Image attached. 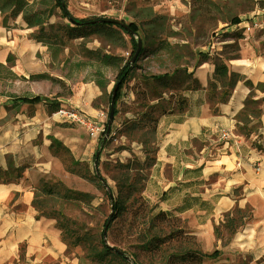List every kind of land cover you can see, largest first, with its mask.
Here are the masks:
<instances>
[{"label": "rangeland", "instance_id": "374dc122", "mask_svg": "<svg viewBox=\"0 0 264 264\" xmlns=\"http://www.w3.org/2000/svg\"><path fill=\"white\" fill-rule=\"evenodd\" d=\"M26 1L31 11L43 12L44 21L41 25L27 26L21 14L14 19L7 16L3 18V23H14L17 26L13 36H17L18 44L15 53L9 54L12 55L14 65L16 58H19L17 60L23 71H14L13 65L16 78L0 79V99L11 100L6 96L9 93L38 95L40 100L36 105L44 106L59 123L78 128V125L55 116L56 110L49 112L51 103L57 101L58 107L63 105L75 108L77 106L69 104V99L77 97L70 83L85 84L99 79L105 80L106 84L94 98L93 104L102 111L101 123L106 130L105 122L117 69L100 65L88 51L97 50L128 59L133 43L136 48V42L140 39L143 46L135 67L120 88L113 106L116 114L109 133L105 136L104 131L93 139L94 145L88 160L78 161L63 152L54 155L50 151L53 157L51 168L34 180L36 208L39 213H47L56 219L66 242L67 256L77 257L78 264H132L130 260L133 257L139 264H264V245L257 244L264 240V236H236L239 221H242L241 225L245 228L252 227L254 209L251 203L234 204L230 210L213 218L211 223L207 219L208 215L201 219L198 217L200 214L193 211L177 213L171 208L174 206L170 199L173 193H161V189L151 183L149 165L140 160L135 145L129 142L146 140L147 150L152 154L154 136L151 124L132 132L126 131L125 126L121 127L124 113H138L141 110L128 101L129 90L134 91L135 88L138 105H145L148 98L162 90L178 91L190 85L191 82L186 83V70L194 65L193 47L197 42H205L207 37L202 23H215L217 18H221L222 23H229L239 10L250 6L249 0H226L224 3L190 0L189 7L181 14L173 10L171 0H63L75 19L101 17L126 25L134 23L137 29L131 30V35L115 27L76 29L62 16L53 0ZM192 23L199 26L195 32L190 30ZM11 35L12 31L9 33ZM214 35L219 38L218 29H213L209 34L213 43L218 41ZM172 37H181L188 42L170 43ZM40 72L50 75L51 79H20V75L27 77L30 73ZM163 74L167 75L165 79L169 81L168 87L152 78ZM143 97L145 100H142ZM248 107L255 108L253 113L258 114V102ZM80 137L85 141L92 140L86 130L80 132ZM232 194L239 196L240 187L232 189ZM133 195H141L147 204L138 206L140 201L133 198ZM120 199L125 203L123 214L111 220L114 212L112 204ZM209 206L213 207L211 204ZM159 210L169 211L172 215L155 219L154 214ZM230 217L236 219L233 232L228 224ZM208 226L209 233L206 230ZM214 226L218 228L217 236ZM254 226H258L255 228L258 234L264 233V225L260 222L255 221ZM104 227L105 238L102 234ZM194 231L198 233L194 234ZM150 233L164 236V244L156 251H148L141 243ZM102 243L123 250L129 256L128 260L113 254H104L103 259L99 260L97 254Z\"/></svg>", "mask_w": 264, "mask_h": 264}, {"label": "crops", "instance_id": "0c3cea01", "mask_svg": "<svg viewBox=\"0 0 264 264\" xmlns=\"http://www.w3.org/2000/svg\"><path fill=\"white\" fill-rule=\"evenodd\" d=\"M249 2V7L235 14L237 23H222L221 18L215 23H202L207 37L193 47L194 65L186 70V83L197 85L189 83L179 90L184 99L180 108L173 90H162L160 96L147 100L146 105L157 102L159 108H164L152 127L153 153L148 152L146 140H128L135 145L140 160L149 165L151 183L161 193H173L171 208L177 213L193 211L201 219L208 215L211 223L234 204L251 203L252 227L240 225L236 232L240 238L264 236L254 226L255 221L264 225V31L243 28V18L264 9V0ZM170 4L181 14L190 0H171ZM198 28L190 24L192 32ZM16 29L14 23H3L0 13V63L6 62L9 53H15ZM213 29L220 33L215 43L209 39ZM169 42L185 44L188 40L172 37ZM17 59L13 70L22 72ZM220 59L225 71L220 68V73L214 74V61ZM70 86L77 97L69 99V104L102 121V111L93 104L101 90L96 82ZM134 91H128V101L141 110L123 114L121 127L129 132L138 129L128 125L146 110V105H138ZM257 102L259 112L255 115L256 109L248 105ZM82 130L79 125L59 123L42 105L0 99V167L21 169L18 180L0 182V264H78L77 257L67 256L55 219L37 216L33 200L34 180L51 168L49 135L60 140L75 160L84 161L92 151L94 138L85 141L80 137ZM221 133L226 137L222 138ZM237 187L241 194L233 196L232 189ZM186 201L190 206L181 207ZM206 230L209 233L210 227ZM257 244L263 246L264 240Z\"/></svg>", "mask_w": 264, "mask_h": 264}, {"label": "trees", "instance_id": "16d2710c", "mask_svg": "<svg viewBox=\"0 0 264 264\" xmlns=\"http://www.w3.org/2000/svg\"><path fill=\"white\" fill-rule=\"evenodd\" d=\"M53 1L55 2V5L57 7H59V9L62 13V16L67 18L73 24L74 28H76V29L77 28H85V27H89V28L90 27H98V26H103V27H108V28H114L115 27L117 29H120L122 32H124L128 35L132 34L131 30L136 31V29H137V27L134 23H129L125 26L123 24L116 23V22L111 23V22L99 21V19L101 17H97V18L84 17V18H80V19H75L69 13V11H68L63 0H53ZM29 8L30 7L27 5L26 0H0V13L2 15V22H3V18H5V16H7V18H9V19H14L18 14H21V17L27 23V26L41 25L44 21L43 12L39 11V10L31 11V9H29ZM238 21H239L238 17L233 16L229 20V23H237ZM132 48H133V50H131V53H130V56L128 57V59H124V57L121 55L100 53L97 50H89L88 51L89 54H91L94 57V59L100 65L111 66V67H114L117 69V73H116L115 78H114V85H117V89H116L114 100H113V106H115V104H116V100L119 96L120 88L122 87V85L124 84L126 79L130 76V72H131L132 68L135 67L137 60L139 59L140 55L143 52V46H142L137 57H136V59H135V61H133L131 63L130 58H131L132 53H133L134 48H135L134 43L132 45ZM214 63H215L214 74L220 73V68H223L225 71V65L221 59L215 60ZM13 65H14V63L12 60V55L8 54V56L6 57V62L0 63V72L3 73V76L0 77V79L16 78V74L12 70ZM232 75L236 76L234 74H232ZM174 76H175V74H174ZM166 77H167V75L163 74V75H154L152 78H154V80L161 81L165 87H168L169 81L167 82V80L165 79ZM42 78H50L51 79V76L44 73V72L30 73L27 77L25 75H20V79H23V80L33 81V80H38V79H42ZM95 82L100 88H103L106 84L105 80L96 79ZM196 85H197L196 82H194L192 84V86H196ZM174 92H176V95H177L176 96L177 107L180 108L184 103V99L181 98V95L179 94V90L174 91ZM160 93L155 95V96H160ZM172 95H173V93H171L168 97H171ZM6 96L10 97V99L12 101H15L17 103H19V102L36 103L40 100V97L38 95H16L14 93H9ZM149 99L150 98H148L147 100H149ZM142 100H145V97H143ZM158 105H159V103H157V102L150 104V105H146V110L141 112L138 119L136 121H134L133 123H131L130 125H128V128H131V129L140 128V127L147 126L148 124H151V130H152L153 124L155 123L157 116L161 112L164 111V108L163 107L159 108ZM57 108H58V102L56 101L55 103H51L48 110H49V112H53V111L57 110ZM156 111H157V113L155 115H153V113H155ZM115 114H116V110L114 111V115ZM106 125H107V121L105 122V128H106ZM48 138L50 139L49 149L52 152V154L55 155L58 152H63L64 154H67L69 158L73 159L69 149L65 145H63L60 140H58L57 138H55L51 135H49ZM20 177H21V169L20 168L11 167L8 169H2L0 167V182L5 183V182H10V181H16ZM98 178L100 180H103L99 176H98ZM103 183H104V181H103ZM168 191H169V189H168ZM133 198H136L140 201V203L138 205L140 207L143 205L145 206V204H147V201L141 195H136V196L133 195ZM123 203L124 202L121 199L113 202L112 207L114 209V212H113V215L111 216V220L115 219L116 217L122 216L123 210L125 209V203L124 204ZM33 204L36 208L35 200H33ZM189 206H190V204H188L187 201L184 202L183 204H181V207H189ZM205 208H206V206H205ZM36 210H37V208H36ZM37 212H38V210H37ZM39 215L54 218V216L49 215L47 213H39L38 212L37 216H39ZM171 215L172 214L169 211H164V210H159L154 214L155 219H157L159 217L160 218H168V217H171ZM111 220H110V227H111ZM55 221H56V219H55ZM235 221H236V219L235 218L233 219V217H230L228 219V222H230L228 224L231 226L230 230L232 232L234 231L233 223ZM241 224H242V221H239V225H241ZM108 227H109V225L107 226V228ZM214 233L217 236V234H218L217 226H214ZM164 242H165L164 236L161 237L159 234L150 233L149 236H146L142 240L141 243H143V245L145 246L144 248L147 249L148 251H156L157 249H159L164 244ZM104 254H113L114 256L121 258L125 261L128 260V258H129V256L126 255V253L123 250L118 249L117 247H115L113 245H111V247H107L104 243H102L101 250L97 254V258L99 260H102ZM130 261L132 262V264H139L135 257L131 258Z\"/></svg>", "mask_w": 264, "mask_h": 264}, {"label": "built area", "instance_id": "2783aa9c", "mask_svg": "<svg viewBox=\"0 0 264 264\" xmlns=\"http://www.w3.org/2000/svg\"><path fill=\"white\" fill-rule=\"evenodd\" d=\"M243 20L246 23L243 27L245 30L254 28L264 31V9L249 13L243 18ZM214 37L215 40H217L218 36L214 35ZM54 115L63 121L82 126L92 138H96V136L104 132V127L101 121L93 120L77 107L74 108L60 105ZM221 136L222 138H225L226 133H221Z\"/></svg>", "mask_w": 264, "mask_h": 264}, {"label": "water", "instance_id": "95a60500", "mask_svg": "<svg viewBox=\"0 0 264 264\" xmlns=\"http://www.w3.org/2000/svg\"><path fill=\"white\" fill-rule=\"evenodd\" d=\"M99 21H105V22H116V23H120V24H123L126 26V24L120 22V21H117V20H114V19H99ZM141 46H142V43H141V40L138 39L137 42H136V48L134 50V53L132 54L131 58H130V62H133L135 61L140 49H141ZM116 89H117V85H114L113 89H112V92H111V101H110V109L108 111V115H107V125H106V130H105V136L109 133V130H110V126H111V123L113 121V116H114V108H113V100H114V96H115V92H116ZM103 237L105 238L106 236V227H104V230H103ZM105 245L107 247H111V245H108L105 243Z\"/></svg>", "mask_w": 264, "mask_h": 264}]
</instances>
